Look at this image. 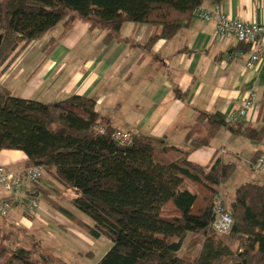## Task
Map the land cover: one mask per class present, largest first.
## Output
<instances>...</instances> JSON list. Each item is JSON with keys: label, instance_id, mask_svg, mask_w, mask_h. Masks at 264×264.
Returning a JSON list of instances; mask_svg holds the SVG:
<instances>
[{"label": "trees", "instance_id": "1", "mask_svg": "<svg viewBox=\"0 0 264 264\" xmlns=\"http://www.w3.org/2000/svg\"><path fill=\"white\" fill-rule=\"evenodd\" d=\"M202 1L0 0V73L29 43L60 22L83 19L91 28L105 31L104 42L117 38L125 22L148 24L157 29L144 44L150 47L174 37L195 17ZM94 107L92 97L73 94L48 103L15 96L0 86V152L21 151L26 166L42 167V177L63 191L75 190L70 201L92 225L75 219L46 191L43 197L93 238L103 236L111 242L96 264H264V183L235 188L228 207L233 219L230 233L219 234L211 227L213 200L235 164L216 160L202 167L188 161L189 150L181 151L177 160L157 162L152 138L129 132L130 141L120 143L114 137L120 129L101 125ZM198 119L206 120L207 133L191 141L193 149L207 145L222 127L250 139L264 138V128H242L238 120L218 113H200ZM189 233V246L203 239L192 260L179 255ZM230 242H236V250ZM0 264L39 263L1 246Z\"/></svg>", "mask_w": 264, "mask_h": 264}, {"label": "crops", "instance_id": "2", "mask_svg": "<svg viewBox=\"0 0 264 264\" xmlns=\"http://www.w3.org/2000/svg\"><path fill=\"white\" fill-rule=\"evenodd\" d=\"M216 4L232 18L264 25V0H203L201 6L213 10ZM156 31L148 24L125 22L117 38L104 42L105 31L91 28L83 19L60 22L29 43L0 73V86L15 96L19 92L20 97L48 103L73 94L92 97L101 125L152 138L163 145L160 150L167 149L168 162L189 150L188 161L202 167L216 160L234 163L235 171L227 180L233 189L247 182L264 183V167L256 163L257 158L264 159V138L250 139L222 127L207 145L191 147L192 140L207 133L206 120L198 119L200 113L233 117L242 128H264V67L247 64L250 46L217 36L214 21L196 17L171 39L145 47ZM240 50L246 54L238 56ZM29 53L33 57H27ZM250 94L253 105L239 116ZM25 160L19 150L0 152V164L10 170L26 167ZM184 185L193 190L188 182ZM45 191L49 196L51 191L64 192L49 177L17 195L0 187V201L11 205L7 216L0 215V247L8 248L9 238L23 234L32 239L37 236L39 243L45 244L50 240L40 235L44 227L60 233L49 225L45 211L37 209L27 215L20 207V198L38 200Z\"/></svg>", "mask_w": 264, "mask_h": 264}, {"label": "rangeland", "instance_id": "3", "mask_svg": "<svg viewBox=\"0 0 264 264\" xmlns=\"http://www.w3.org/2000/svg\"><path fill=\"white\" fill-rule=\"evenodd\" d=\"M60 28L61 26L59 24L56 31ZM38 46L36 48H38ZM32 53H29L27 57H33L31 56ZM17 85L19 88L21 87L19 81L16 83V86ZM17 96H21V93L18 92ZM157 143H155L156 150L154 153V159L157 162H168V152L165 153L160 150L163 145ZM43 180L44 176L41 178V181ZM234 190L235 189H233V186L230 185L229 182L221 187V197L227 208L233 200ZM74 194L75 190L72 189L64 190V192L60 194H55L52 191L50 192V196L61 206L71 211L76 218L92 225V220L71 204L70 199ZM38 202V209L40 211H45L43 216L46 218L49 225L55 227L60 233L55 234L46 231L45 227L42 226V224H39V226L44 227V231L40 232V235L47 237L46 239H49L50 241L46 240L44 241L45 244H40L37 236L35 239H32L30 236L23 234L20 238L15 237L8 239L7 242L10 251L20 254V256L28 261L39 264H96L110 248L111 242L107 238L103 236L99 239L93 238L71 217L63 213L59 208L48 203L42 196L38 198ZM192 237V233H189L179 251L180 256L191 260L198 254L203 240L202 238L198 239L196 244L192 247L188 245ZM230 247L233 251L236 250V242H230Z\"/></svg>", "mask_w": 264, "mask_h": 264}, {"label": "built area", "instance_id": "4", "mask_svg": "<svg viewBox=\"0 0 264 264\" xmlns=\"http://www.w3.org/2000/svg\"><path fill=\"white\" fill-rule=\"evenodd\" d=\"M194 16L203 21H214L217 36L223 38L231 37L239 43L249 45L247 64L250 66L254 63H259L264 67V38H262L264 36V25L232 18L226 15L218 4L214 6L213 10H207L199 6L195 9ZM245 54L241 50L237 52L238 56ZM252 96L253 94H250L245 99L237 113L239 116H243L252 107ZM233 119V117H230L229 120ZM99 131L103 132L104 129L100 127ZM114 137L120 143H127L131 139V134L127 131L117 130ZM256 163L258 166L264 167V159L258 158ZM42 174L43 168L40 166H26L20 170H10L0 164V187L17 195L34 185L42 177ZM19 203L21 209L29 214L34 213L39 208V202L34 197L20 198ZM10 207L11 205L8 202L0 201V215L3 217L7 216ZM213 213L212 229L222 235L229 234L233 219L220 195H217L213 200Z\"/></svg>", "mask_w": 264, "mask_h": 264}]
</instances>
